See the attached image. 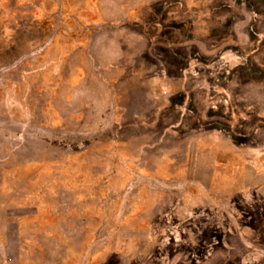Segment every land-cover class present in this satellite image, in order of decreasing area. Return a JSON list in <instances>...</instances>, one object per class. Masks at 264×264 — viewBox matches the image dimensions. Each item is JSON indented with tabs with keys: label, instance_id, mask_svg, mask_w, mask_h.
<instances>
[{
	"label": "rangeland",
	"instance_id": "rangeland-1",
	"mask_svg": "<svg viewBox=\"0 0 264 264\" xmlns=\"http://www.w3.org/2000/svg\"><path fill=\"white\" fill-rule=\"evenodd\" d=\"M0 264H264V0H0Z\"/></svg>",
	"mask_w": 264,
	"mask_h": 264
}]
</instances>
